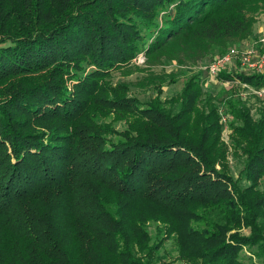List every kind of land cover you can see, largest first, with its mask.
Instances as JSON below:
<instances>
[{
    "label": "trees",
    "instance_id": "obj_1",
    "mask_svg": "<svg viewBox=\"0 0 264 264\" xmlns=\"http://www.w3.org/2000/svg\"><path fill=\"white\" fill-rule=\"evenodd\" d=\"M262 9L264 0H0V264H153L163 239L151 242L150 220L192 264H245L244 250L264 261V192L254 188L264 118L231 105L246 156L235 179L212 124L187 129L190 85L173 115L112 82L140 53L196 64L224 51ZM218 76L264 86V71ZM110 115L127 125L104 122Z\"/></svg>",
    "mask_w": 264,
    "mask_h": 264
},
{
    "label": "rangeland",
    "instance_id": "obj_2",
    "mask_svg": "<svg viewBox=\"0 0 264 264\" xmlns=\"http://www.w3.org/2000/svg\"><path fill=\"white\" fill-rule=\"evenodd\" d=\"M262 35H264V9L258 13L256 23L248 37L230 42L224 51L215 47L196 64H181L176 60L168 59L147 63L140 53L134 60L135 66L131 68L132 72L126 74L123 70L114 71L112 82L127 85V95L136 98L142 105H146L154 97H159L166 109L173 115L180 113L185 87L190 85L186 88L187 93L195 90L197 97L188 115L187 129L196 135L204 124H212L211 129L217 140V150L222 156V162L229 173L237 179L244 167L246 157L238 144L245 145V141L239 135L238 129L234 130L232 127L231 123L241 126L242 122L235 117L231 105L246 110L254 122L259 121L264 118V86L256 87L229 80L223 81L218 75H210L202 68V65L204 61H213L232 47L242 51L250 46L256 48L251 63L256 65L264 63V47L259 42ZM222 71L231 74L259 72L250 66H243L238 60L226 66ZM103 121L112 123L119 130L127 125L123 119L117 120L112 115L104 117ZM249 183L246 180L240 181L244 187ZM254 188L264 192V178L258 181ZM204 212L221 220L216 210L206 208ZM261 222L264 224L263 220ZM146 229L152 243L163 239V246L152 257L153 264H192L181 257L175 236L168 235V228L161 221L150 220ZM241 232L250 233L248 228L241 229ZM244 253L245 264H264V261L249 256L247 250H244Z\"/></svg>",
    "mask_w": 264,
    "mask_h": 264
},
{
    "label": "built area",
    "instance_id": "obj_3",
    "mask_svg": "<svg viewBox=\"0 0 264 264\" xmlns=\"http://www.w3.org/2000/svg\"><path fill=\"white\" fill-rule=\"evenodd\" d=\"M259 42L262 47H264V35L259 39ZM256 53V48L250 46L242 51L232 47L225 53L221 54L213 61L203 62L202 68L206 70L210 75L216 76L228 65H232L235 61H240L243 66H250L253 69H257L259 72L264 71V63H251V59ZM247 85V83H244Z\"/></svg>",
    "mask_w": 264,
    "mask_h": 264
}]
</instances>
